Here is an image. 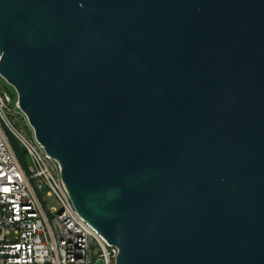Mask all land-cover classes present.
Here are the masks:
<instances>
[{"label":"water","instance_id":"1","mask_svg":"<svg viewBox=\"0 0 264 264\" xmlns=\"http://www.w3.org/2000/svg\"><path fill=\"white\" fill-rule=\"evenodd\" d=\"M0 75L115 264H264V0H0Z\"/></svg>","mask_w":264,"mask_h":264},{"label":"built area","instance_id":"2","mask_svg":"<svg viewBox=\"0 0 264 264\" xmlns=\"http://www.w3.org/2000/svg\"><path fill=\"white\" fill-rule=\"evenodd\" d=\"M14 114L0 84V264H115L118 247L78 213L59 161L35 134H25ZM12 140L25 149L26 163ZM52 195L60 209L48 203Z\"/></svg>","mask_w":264,"mask_h":264},{"label":"rangeland","instance_id":"3","mask_svg":"<svg viewBox=\"0 0 264 264\" xmlns=\"http://www.w3.org/2000/svg\"><path fill=\"white\" fill-rule=\"evenodd\" d=\"M0 84L3 91H5V93L11 98L12 105L15 108L14 118H12L13 121L19 124V126L23 129V131L29 138H34V131L31 128L27 117L21 111V109L17 107L18 95L15 88L12 85H10L1 75H0ZM46 197L50 206H54L58 209L61 208V204L57 201L55 196L52 195Z\"/></svg>","mask_w":264,"mask_h":264},{"label":"trees","instance_id":"4","mask_svg":"<svg viewBox=\"0 0 264 264\" xmlns=\"http://www.w3.org/2000/svg\"><path fill=\"white\" fill-rule=\"evenodd\" d=\"M12 145L20 159V161L24 164L27 162V154L25 149L16 141L12 140Z\"/></svg>","mask_w":264,"mask_h":264}]
</instances>
